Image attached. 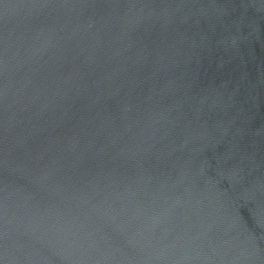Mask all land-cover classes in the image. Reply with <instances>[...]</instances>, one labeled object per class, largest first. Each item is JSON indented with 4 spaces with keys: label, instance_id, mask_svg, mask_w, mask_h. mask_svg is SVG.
Segmentation results:
<instances>
[{
    "label": "water",
    "instance_id": "95a60500",
    "mask_svg": "<svg viewBox=\"0 0 264 264\" xmlns=\"http://www.w3.org/2000/svg\"><path fill=\"white\" fill-rule=\"evenodd\" d=\"M0 264H264V0H0Z\"/></svg>",
    "mask_w": 264,
    "mask_h": 264
}]
</instances>
